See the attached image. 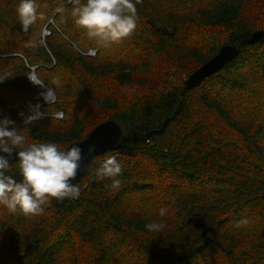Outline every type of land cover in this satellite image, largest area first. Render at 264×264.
<instances>
[{
    "label": "trees",
    "instance_id": "trees-1",
    "mask_svg": "<svg viewBox=\"0 0 264 264\" xmlns=\"http://www.w3.org/2000/svg\"><path fill=\"white\" fill-rule=\"evenodd\" d=\"M35 2L45 19L24 32L21 0H0V120L24 132L39 104L46 115L25 134L64 148L105 122L129 131L91 159L78 198L30 216L0 205V264H264V0H142L133 35L107 47L75 24L69 0ZM228 45L238 57L186 90ZM49 86L52 105L39 96ZM113 155L119 188L95 175ZM18 162L8 174L20 182ZM153 221L163 230L148 231Z\"/></svg>",
    "mask_w": 264,
    "mask_h": 264
},
{
    "label": "clouds",
    "instance_id": "clouds-1",
    "mask_svg": "<svg viewBox=\"0 0 264 264\" xmlns=\"http://www.w3.org/2000/svg\"><path fill=\"white\" fill-rule=\"evenodd\" d=\"M72 4V16L75 24L86 29L89 39H95L102 46L113 43H121L130 38L137 27L136 4L142 0H69ZM35 0H21L17 9L22 31L27 32L37 20H44L42 13H38ZM57 12H63L58 8ZM42 33L39 45L45 44ZM36 47L37 43L30 41L26 45ZM34 86L45 88L44 81L34 75L28 76ZM9 79L8 75L0 76V83ZM52 84L59 86L60 81L54 79ZM39 96L49 105L57 101L55 88L49 86ZM40 105L31 107V115L24 118L23 128L17 130L9 125L14 121L7 117L0 120V151L12 155L13 150L18 151V172L22 177L20 182L12 178L8 173L11 164L4 156H0V205L7 208L12 214L24 216L39 215L43 212V205L50 199L63 200L64 198H78L80 188L72 183L77 177L82 163V149L72 144L70 147H62L55 142H36L30 140L26 131L30 125L46 115L39 111ZM24 116L23 113H20ZM96 146L89 145V154L95 152ZM98 180L110 179L113 188H119L122 175V165L115 155L103 160L95 169ZM167 208H160L159 215L164 217ZM240 221L237 227L246 224ZM150 232H160L165 225L162 222H150L145 225Z\"/></svg>",
    "mask_w": 264,
    "mask_h": 264
},
{
    "label": "water",
    "instance_id": "water-1",
    "mask_svg": "<svg viewBox=\"0 0 264 264\" xmlns=\"http://www.w3.org/2000/svg\"><path fill=\"white\" fill-rule=\"evenodd\" d=\"M166 31V30H165ZM239 55V48L237 46H224L217 56L211 59L198 71H196L192 76H190L186 81V90H192L198 87L206 78L214 75L218 71L222 70L225 65ZM123 137V129L116 121H109L98 126L89 137L78 144L82 149V163L81 168L78 171L77 177L72 181V183H77L80 178L86 173L87 168L91 162V159L95 156H102L110 151L117 148L119 142ZM89 145H95V152L89 154ZM70 147V146H69ZM0 156H4L8 160L18 159V151L13 150L12 155L8 156L7 153L0 151ZM189 222L197 229L202 232V237L205 239V245L209 243V227L205 222V218L197 217L190 218Z\"/></svg>",
    "mask_w": 264,
    "mask_h": 264
},
{
    "label": "built area",
    "instance_id": "built-area-1",
    "mask_svg": "<svg viewBox=\"0 0 264 264\" xmlns=\"http://www.w3.org/2000/svg\"><path fill=\"white\" fill-rule=\"evenodd\" d=\"M89 54L92 55V56H94L95 55V52L94 51H90ZM63 116L64 115H63L62 112H58L55 117L56 118H63Z\"/></svg>",
    "mask_w": 264,
    "mask_h": 264
},
{
    "label": "rangeland",
    "instance_id": "rangeland-1",
    "mask_svg": "<svg viewBox=\"0 0 264 264\" xmlns=\"http://www.w3.org/2000/svg\"><path fill=\"white\" fill-rule=\"evenodd\" d=\"M56 114L54 116H56ZM57 119H62V118H57ZM121 127L123 129V136H125L128 133L129 129L126 126H124V125H122Z\"/></svg>",
    "mask_w": 264,
    "mask_h": 264
},
{
    "label": "bare ground",
    "instance_id": "bare-ground-1",
    "mask_svg": "<svg viewBox=\"0 0 264 264\" xmlns=\"http://www.w3.org/2000/svg\"><path fill=\"white\" fill-rule=\"evenodd\" d=\"M14 160V159H13Z\"/></svg>",
    "mask_w": 264,
    "mask_h": 264
}]
</instances>
